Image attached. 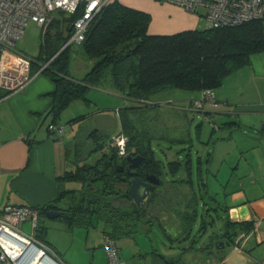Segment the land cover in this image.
I'll return each instance as SVG.
<instances>
[{"label": "crops", "instance_id": "0c3cea01", "mask_svg": "<svg viewBox=\"0 0 264 264\" xmlns=\"http://www.w3.org/2000/svg\"><path fill=\"white\" fill-rule=\"evenodd\" d=\"M116 1L148 13L150 34L199 28L202 18L167 2ZM31 72L32 77L23 89L0 98V207L5 203L36 207L55 198L59 204L65 203L66 200H60V193L79 188L78 182L63 178L76 165L75 152H71L75 135L65 137L63 131L58 136L47 127L50 116L45 112L53 99L55 83L45 72H38L36 63L31 66ZM214 91L224 105L194 110L204 119L213 113L219 117L235 116V120L223 124L229 131L234 127L240 133L209 138L202 143L203 152L195 150L194 154L189 147L181 153L172 151L168 160L178 168L170 179L183 195L178 202L179 212L176 210L172 218L162 217L160 225L157 221L150 225L142 218L132 232L115 235L125 264L264 263V51L252 53L249 63L228 74ZM198 92L191 93V102ZM172 142L184 144L187 140ZM209 185L215 186L216 191L221 189V193L210 192ZM116 200L119 199L111 202ZM223 205L227 209L246 205L248 212L244 220L239 216L231 220L234 222L231 245L217 251L213 243L226 238L209 233V228L214 227L216 214L217 231L224 230L228 216ZM23 225L27 227V223ZM142 225L148 227V232ZM155 228L162 231L160 243L165 251L154 245L149 232ZM110 229L103 224L102 233ZM31 232L30 228L28 233ZM241 233L244 236L236 247V237ZM100 250L103 264V247Z\"/></svg>", "mask_w": 264, "mask_h": 264}, {"label": "trees", "instance_id": "16d2710c", "mask_svg": "<svg viewBox=\"0 0 264 264\" xmlns=\"http://www.w3.org/2000/svg\"><path fill=\"white\" fill-rule=\"evenodd\" d=\"M81 11V6L71 14L56 10L46 28L42 29L39 62L32 65L36 63L38 66L49 60L41 71L50 76L56 86L45 112L50 116L49 123L57 121L71 100L80 98L88 101L87 92L93 87L106 85L142 104H149L150 97L166 87L199 92L207 88L214 90L228 74L248 64L252 53L264 51V19L221 28L150 34L147 31L148 13L113 0L89 23L85 39L80 43L84 56L90 61L89 70L75 78L69 73L71 44L61 47L70 37L73 21ZM4 95L0 90V98ZM138 108L137 105L126 107L131 112ZM119 116L120 132L127 137L125 152L143 157L137 173L162 174L165 166L155 157L150 144L153 136L138 127L137 117L134 122L125 112L119 111ZM87 139L93 146L92 152L83 161L76 151L75 168L63 176L78 182L79 188L60 193V200H66L63 205L55 198L32 207L37 211V218L46 216L48 209H63L68 214L64 221L70 225L88 226L92 219L102 221L104 226L111 228L112 231L106 232L114 238L119 233L132 232L142 218L153 225L156 217L143 214L136 204L133 209L113 207L112 199L125 196L117 169L118 160L124 155H119L117 149L109 145L110 138L106 141L98 129L91 130ZM106 144L108 149L104 151ZM94 156L93 161H87ZM166 162L168 172L174 174L178 166H172V160ZM222 208L227 212V206ZM230 226L233 228L234 225ZM35 231L37 221L32 233L36 239L44 241L43 234H35Z\"/></svg>", "mask_w": 264, "mask_h": 264}, {"label": "rangeland", "instance_id": "374dc122", "mask_svg": "<svg viewBox=\"0 0 264 264\" xmlns=\"http://www.w3.org/2000/svg\"><path fill=\"white\" fill-rule=\"evenodd\" d=\"M198 25L199 28L205 26L203 18L199 20ZM42 36V28L37 23L30 21L25 27L23 35L16 41L15 49L34 62H39ZM69 52V73L75 78H80L89 70V60L84 56L79 43H72ZM191 93H196V91L166 87L151 96L148 101L149 104H142L112 91L106 85L98 88L93 87L87 92L88 101L75 98L69 102L68 106L61 111L57 124L63 125L65 137L75 135L71 152L77 151L80 159L83 160L87 159V155L93 150L91 142L87 139L88 133L93 129H98L107 141L112 135L120 131L121 117L119 111L123 114L125 112L126 116L132 118L134 122H136L134 118L137 117L138 127L153 136L150 138V144L155 157L162 160L167 169L166 161L172 158V151L175 152L176 150V153H181L186 150V147H189V149L194 150V154L195 150L203 152L205 150L202 143L209 138L218 139L227 136L229 132H234V135L240 133L234 127L229 131L223 124V122L235 120V116L231 118L219 117L218 114L213 113L212 117L206 116L207 118L204 119L201 113L194 110L193 101L190 100ZM134 105L139 107L136 112L126 109V107ZM217 126L219 129H216ZM175 139H186L187 142L177 144V142H172ZM103 148L104 151H107V144ZM94 159L95 156L87 161ZM167 175L169 179L172 178L170 172ZM209 186L210 192L221 193V189L217 188L216 191L215 186V188L212 185ZM25 223H27V227L23 225ZM30 225L29 221L22 223V231L28 233L31 228ZM142 226H145V231L148 232V227ZM218 228L219 224L215 220L214 227L209 228V233L217 231ZM102 232L103 224L95 219H92L88 226L78 227L70 225L60 217L49 218L39 215L37 231L34 233L43 234L42 240L47 244L48 253L54 256L59 264H101L102 259L99 257V253L103 247L101 246L103 242ZM149 233L153 235L154 245L161 251H165L160 243L162 231L155 228ZM141 240L143 243H147L145 238H141Z\"/></svg>", "mask_w": 264, "mask_h": 264}, {"label": "built area", "instance_id": "2783aa9c", "mask_svg": "<svg viewBox=\"0 0 264 264\" xmlns=\"http://www.w3.org/2000/svg\"><path fill=\"white\" fill-rule=\"evenodd\" d=\"M112 1L0 0V90L5 95L19 91L32 77L31 66L34 61L15 49V43L23 35L28 22L33 21L45 29L54 11L71 14L81 6L80 15L73 21L72 33L61 48L72 43L80 44L85 39L92 18ZM156 1L171 3L185 11L198 13L204 19L205 27L221 28L239 25L252 19H264V0ZM48 62L49 60L38 64V72ZM224 104L225 102L217 99L213 89L207 88L200 90L192 105L193 108L201 110L208 107L217 109ZM47 127L58 136L63 132V125L55 122L49 123ZM126 140L127 137L119 131L110 137L109 145L115 147L119 155H124ZM25 221L30 222L33 230L37 221V211L34 208L13 203H5L0 207V264H29L33 255L31 247L41 250L44 256L49 254L44 241L36 239L32 232L26 234L22 231L21 225ZM243 236L241 233L236 237V247ZM14 244L18 249L13 247ZM102 246L105 252L103 264H125L120 257L115 238L110 233L103 234ZM12 249H16V253Z\"/></svg>", "mask_w": 264, "mask_h": 264}, {"label": "flooded vegetation", "instance_id": "af4514ba", "mask_svg": "<svg viewBox=\"0 0 264 264\" xmlns=\"http://www.w3.org/2000/svg\"><path fill=\"white\" fill-rule=\"evenodd\" d=\"M130 154L131 156H135L136 154L133 153H124V158H120L118 160L117 164V169L119 171L120 179L123 183V188H124V193L125 196L123 198L119 199L121 204L125 205L126 201H130V205L126 207H130L131 209L134 208V201L127 195V188H128V180L132 177L126 169L128 162L126 161V156ZM141 156V155H140ZM143 163V157L141 162L139 163L137 169L139 168L140 165ZM134 168L131 169V171ZM139 173V172H138ZM136 173L134 176L141 177L142 179H145L146 175H150L153 173ZM167 174L168 170L164 169V172L159 175H155L156 177L159 178V184L155 185L153 184L152 187L149 189L147 192V195L143 199V202H141L139 205L140 210L142 211L143 214L147 215H153L156 217L154 220L155 222L157 221L160 224H162V217H169L172 218L175 216L176 210L178 211V207L180 204V200L183 198V195H180L179 191L173 187L172 185V180L167 179ZM154 175V174H153ZM185 196V195H184ZM63 210V209H62ZM179 212V211H178ZM217 215L215 214L213 219L216 220ZM172 220V219H171ZM55 259V258H54ZM56 260V259H55Z\"/></svg>", "mask_w": 264, "mask_h": 264}, {"label": "water", "instance_id": "95a60500", "mask_svg": "<svg viewBox=\"0 0 264 264\" xmlns=\"http://www.w3.org/2000/svg\"><path fill=\"white\" fill-rule=\"evenodd\" d=\"M142 160V156L140 155H135L131 156L128 154L126 156V161L128 162V165L126 167L128 173L132 175V177L128 180V188H127V195L134 201L136 205H139L141 202H143V199L147 195V192L149 189L152 187L153 184L158 185L159 184V178L156 177L153 174L146 175L145 179H142L141 177L134 176L137 173V168L139 163ZM134 168L132 171L131 169ZM116 203L111 202L113 207L117 208L121 202L120 200H116ZM125 205L128 206L130 205V201H126ZM248 212V208L246 205H239L237 207H231L227 209V218L224 224V230L220 232L218 231H213L211 234L215 236H221L222 238H226V240L220 239L217 240L213 243V247L217 250L220 251L221 249L224 248V246H230L231 241H232V236H233V228L230 225H233L234 222L231 220L233 218H236L237 216L240 217L241 220H244L245 214ZM46 216L49 218H55V217H60L63 220H66L68 217V214L65 210L62 209H48L46 211ZM214 224H215V219H213ZM229 222V224H228ZM44 259L49 264H57V261L49 254H46L44 256Z\"/></svg>", "mask_w": 264, "mask_h": 264}, {"label": "bare ground", "instance_id": "6f19581e", "mask_svg": "<svg viewBox=\"0 0 264 264\" xmlns=\"http://www.w3.org/2000/svg\"><path fill=\"white\" fill-rule=\"evenodd\" d=\"M15 244L13 245V247H15L16 249H18V247L16 246L17 244L16 245ZM16 249H12V251L14 253H16ZM30 251H32V254L33 255H32V259H30V263L29 264H49V263H47L44 260V253L41 250L35 249L34 247H31L30 248ZM52 257L55 258L54 256H52ZM56 261H57V259H56ZM57 264H59L58 261H57Z\"/></svg>", "mask_w": 264, "mask_h": 264}]
</instances>
